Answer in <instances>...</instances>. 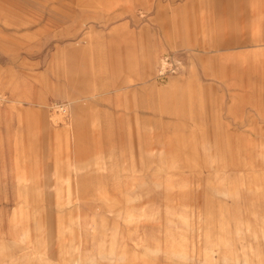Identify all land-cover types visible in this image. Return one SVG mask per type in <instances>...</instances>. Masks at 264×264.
<instances>
[{
  "label": "rangeland",
  "instance_id": "obj_1",
  "mask_svg": "<svg viewBox=\"0 0 264 264\" xmlns=\"http://www.w3.org/2000/svg\"><path fill=\"white\" fill-rule=\"evenodd\" d=\"M0 264H264V0H0Z\"/></svg>",
  "mask_w": 264,
  "mask_h": 264
},
{
  "label": "built area",
  "instance_id": "obj_2",
  "mask_svg": "<svg viewBox=\"0 0 264 264\" xmlns=\"http://www.w3.org/2000/svg\"><path fill=\"white\" fill-rule=\"evenodd\" d=\"M175 61L172 59V57H168L166 60H165V63H166V66L163 67V71L165 72L167 66L170 70H173L172 66H169V65H172V62ZM169 63V65H167Z\"/></svg>",
  "mask_w": 264,
  "mask_h": 264
}]
</instances>
